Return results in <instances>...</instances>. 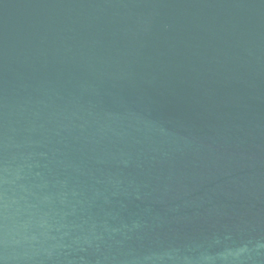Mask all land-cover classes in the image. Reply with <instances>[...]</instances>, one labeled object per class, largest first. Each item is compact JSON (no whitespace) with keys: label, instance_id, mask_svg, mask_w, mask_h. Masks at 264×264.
<instances>
[{"label":"water","instance_id":"95a60500","mask_svg":"<svg viewBox=\"0 0 264 264\" xmlns=\"http://www.w3.org/2000/svg\"><path fill=\"white\" fill-rule=\"evenodd\" d=\"M0 264H264V0H0Z\"/></svg>","mask_w":264,"mask_h":264}]
</instances>
